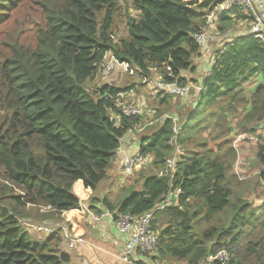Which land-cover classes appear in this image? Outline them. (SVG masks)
Listing matches in <instances>:
<instances>
[{"label": "trees", "instance_id": "obj_1", "mask_svg": "<svg viewBox=\"0 0 264 264\" xmlns=\"http://www.w3.org/2000/svg\"><path fill=\"white\" fill-rule=\"evenodd\" d=\"M130 1L139 14L128 18L129 36L114 41L118 0H0V26L26 8L40 17H31L36 25L32 42L23 40L22 31L0 42V264L71 262L60 248L61 229L40 233L41 238L33 236L29 224L54 225L43 221L80 209L78 186L95 192L128 130L149 123L142 119L146 113L127 117L119 106L123 93L139 90L135 83L94 90L90 83L98 80L110 54L128 63L141 81L156 74L171 80L170 66L180 83H187L181 74L196 68L200 53L193 35L205 25L203 10L219 0ZM225 23L236 22L223 17L224 31ZM257 75L264 79V43L253 34L228 42L200 78L204 89L198 106L183 119L176 173L146 176L140 189L129 188L115 204L103 199L108 209L143 214L170 191L182 190L178 205L157 211L152 221L162 260L200 264L224 250L230 255L227 264H264V204L253 207L244 197H234L236 149L229 119L237 113L230 97L237 99L238 89ZM168 98L159 94L157 107L144 98L153 107L148 116H164ZM226 98L228 106L219 109ZM251 98L253 107L239 132L254 133L250 124L264 121V85ZM150 122L144 130L152 125L156 131L142 133L139 146L160 169L174 152L172 121ZM258 158L264 160V147Z\"/></svg>", "mask_w": 264, "mask_h": 264}, {"label": "built area", "instance_id": "obj_2", "mask_svg": "<svg viewBox=\"0 0 264 264\" xmlns=\"http://www.w3.org/2000/svg\"><path fill=\"white\" fill-rule=\"evenodd\" d=\"M205 10V25L193 35L200 51L208 50L210 42L217 35L223 17H229L230 19L237 20L238 24L247 25L249 27L248 33L255 35L264 43V0H221ZM226 43V41L219 42L215 50L220 52L224 51ZM217 51L211 55V64H214L216 61ZM117 66L123 69L124 72L129 71V73L135 74L128 63L121 62L116 56L110 55L106 69L112 71ZM167 71V75L171 80L164 78L162 75H157L153 78L143 76V81L155 94H161V96H168L173 99L185 98L189 96L193 89H196L197 93L200 94L204 89L203 80L195 86L190 81L181 84L178 77L173 74L170 66L167 67ZM181 77L187 76L182 72ZM123 96L125 98L124 94ZM119 106L127 117L139 118L147 110V103L144 98L122 101L119 103ZM164 117V121L166 118L172 121L173 136L170 140V145L174 148V152L166 158L164 165L157 171V174L161 177H169L176 173L180 157L183 154L182 147L178 143V135L183 127V122L175 115H164ZM150 123L152 122L147 124L136 123L127 133H131L132 130L142 131ZM117 154L119 155V175L123 181L128 176L133 175L135 171L146 169L153 164V156L143 152L139 146L134 152H129L125 147L121 146ZM182 193L180 189L170 191L164 196V201L161 204L143 214L121 212L118 209L111 210L105 207L101 212L91 213V215L95 221L110 219L114 226H116L119 234L122 235L124 241L120 254L122 264H141L138 261L139 254L147 255V253H153L157 249L159 236L157 230L152 226L155 213L178 205ZM82 208L80 207V211H84L83 206ZM29 226L36 232L46 235L61 229L63 240L69 249H77L86 243V239L83 236L75 235L67 227L60 228L56 225H45L43 223H30ZM229 260V253L223 250L216 255H211L207 260L201 261L200 264H211L213 261H220L222 264H227Z\"/></svg>", "mask_w": 264, "mask_h": 264}, {"label": "rangeland", "instance_id": "obj_3", "mask_svg": "<svg viewBox=\"0 0 264 264\" xmlns=\"http://www.w3.org/2000/svg\"><path fill=\"white\" fill-rule=\"evenodd\" d=\"M119 1V11L114 19L113 27H112V38L114 41H118L122 38H126L129 36V30H128V18L129 17H136L139 14V11L135 10L130 0H118ZM220 1V0H219ZM218 1V2H219ZM204 13V20L206 19V10H203ZM34 15V18L32 20H39V15L34 10H31L30 8H26V10L15 12L11 18L2 24L0 26V42L4 40L8 34L15 33L16 31H22L23 32V40L27 43L32 42L34 33L36 31V25L31 20V17ZM231 20V19H230ZM230 23H225L223 28H225V31L221 28L222 27V21L220 22V27L217 31V35H215V39L212 40L209 44L207 51H200L199 55L195 58L196 68H193V70L184 71V73L187 75V81L192 82V84L195 86L199 79L202 78L205 73H207V69L211 63L210 60V54L213 53V47L214 45L221 42V41H227V40H234L238 34H242L243 32H237L238 30L241 31V29H246L247 25H243L242 28L239 27L237 24L230 28ZM241 28V29H240ZM113 55V54H110ZM109 55V56H110ZM109 56L106 58L105 62L102 65V73L97 81L90 83L91 89H96L97 86H103L109 83L118 84L120 86H126V85H132V83L136 84V87H139V90L136 91V93H123L125 95V101L127 100H133L134 98H145V96H150L152 93V90H150L149 86L145 84L143 81L139 79V76L136 74L129 75L127 72H122L120 68L117 66L115 70L108 71L106 69V65L108 63ZM157 73V72H156ZM155 73V74H156ZM154 74V75H155ZM156 74L155 76H157ZM141 78V77H140ZM118 82V83H117ZM259 85H264V79L261 77V75H257L254 77H251L246 83L241 86L239 90V94L237 95V99L230 97L231 105H234V107L237 109V113L235 115H231L229 117L231 121V127H232V142L233 147L236 149V158L233 159V175H235V181H234V197H244L246 200L251 202L253 207L259 206L264 204V177L262 175V172H264V160L260 161L258 158V153L261 151V148L264 146H261L264 144V121L260 122V124H254L251 123L248 129H256L254 133H246V132H239L240 122L244 120L246 115L249 113V111L253 107L252 102V93L258 87ZM143 93V94H142ZM144 96V97H143ZM196 97V91L193 89L191 93L189 94L188 98H168L166 102V107L162 109L166 114L165 115H175L178 116L181 120H183L184 116L193 108H196L198 106L197 101H195ZM240 97H243L240 99ZM246 98V100H245ZM185 99L186 103H183V100ZM245 100L244 103H241V101ZM228 98L222 100L220 103H218V108L220 109L223 104H227ZM195 103H197L195 105ZM216 105V106H217ZM228 106V104H227ZM153 108V107H152ZM148 107V109H152ZM161 110V109H160ZM164 116L156 117V118H150L148 114H146L142 119L145 121H154L153 125L157 123H163ZM215 123V120H213L211 123ZM161 123V125H162ZM152 125H149L146 130L144 131H137L132 130L131 134L135 136L136 140L138 141L143 135H150L154 131H156V128ZM158 130V129H157ZM260 137V138H259ZM214 145V144H213ZM183 150V149H182ZM116 161L113 163L109 170L110 176L107 179H104L102 182L104 185H109L112 181V179L115 176L116 171ZM159 170L158 167L152 165L146 169L143 170H137L134 172L133 175L128 176L123 182V186L118 187L117 192H122L124 195L125 192L130 188L133 189H140L142 187V183L144 181V178L148 175H153L157 173ZM118 181H122V177L119 175V172H117ZM0 180H2V176L0 175ZM3 181V180H2ZM109 196V195H108ZM107 196V197H108ZM121 199V198H120ZM27 220H30L32 222L37 221L34 218H27ZM41 222V221H40ZM114 231L117 234L118 230L116 226H114ZM119 234V232H118ZM158 249H156L153 253H147L149 255H156L159 257V260L162 261L160 264H186L185 261H178L174 259H169L167 261L162 260L158 254Z\"/></svg>", "mask_w": 264, "mask_h": 264}, {"label": "crops", "instance_id": "obj_4", "mask_svg": "<svg viewBox=\"0 0 264 264\" xmlns=\"http://www.w3.org/2000/svg\"><path fill=\"white\" fill-rule=\"evenodd\" d=\"M233 21H235L236 23L230 25V28L236 24L242 28L243 24L241 23L238 24L237 20H233ZM248 31H249L248 26L246 29L242 28L241 31L238 30L237 32H243V33L238 34L237 36L249 34ZM231 41L232 40H230L229 42ZM214 46L215 47H213V53L215 51L216 46H218V43L215 44ZM212 54H210V58ZM211 65L212 64L210 63L208 69H210ZM208 69L207 71H209ZM201 81L202 80L199 79L197 85ZM195 91L197 96V90L195 89ZM131 93L134 94L136 93V91L133 90L132 92H130V94ZM151 95H152L151 97H148L147 95L145 96V98L148 100V103L151 104L152 102L154 107L160 106L161 104L157 100H154L158 96V94L153 95L151 93ZM187 98L185 97V99ZM185 99L183 100V103H186ZM149 112L150 109H148L147 106V110L145 113L149 114ZM149 117H151V114L149 115ZM184 118H186V115L184 116ZM138 142L139 140L137 141L135 136H133L131 133H127L123 137L121 146L125 147L126 150L129 152H134L138 148ZM118 159H119V155L117 154L115 160L117 163L115 176L109 185L106 186L104 185L103 182H101L96 188L95 192L87 189L83 190L81 189L80 186H78L79 188L78 190L81 193V201H82L81 208L83 206L84 211H80V209L77 208L63 212L56 219L43 221L59 226L60 228L67 227L75 235H81L86 239V243L83 246L78 247L77 249H69L66 243L64 241L62 242L60 248L67 251L71 255V262L69 264H122L120 260V254L124 245L122 235L118 234V232L117 234L115 233L114 224L110 219L95 221L93 220L91 215V213L95 214L101 212L106 207L103 203V199L108 195H109L108 198L114 204L117 203V201H119L121 196L123 195L122 192H117L119 190L118 187L121 186L122 188L124 184L123 180L118 181V177H117V172H119ZM109 176L110 174L108 172V177ZM32 234L35 237L43 238L40 232H38V234L37 232L34 233L32 232ZM138 261L141 264L162 263V261L159 260V257H157L156 255H149V254L147 255L139 254Z\"/></svg>", "mask_w": 264, "mask_h": 264}, {"label": "clouds", "instance_id": "obj_5", "mask_svg": "<svg viewBox=\"0 0 264 264\" xmlns=\"http://www.w3.org/2000/svg\"><path fill=\"white\" fill-rule=\"evenodd\" d=\"M226 42L228 43V42H229V40H227ZM227 43H226V44H227ZM216 47H217V46H216ZM216 51H217V50H215V51H214V54L216 53ZM197 94H198V93H197ZM198 100H199V97H198ZM182 122L184 123V121H183V120H182ZM138 146H139V142H138ZM139 147H140V146H139ZM141 170H143V169H141Z\"/></svg>", "mask_w": 264, "mask_h": 264}, {"label": "water", "instance_id": "obj_6", "mask_svg": "<svg viewBox=\"0 0 264 264\" xmlns=\"http://www.w3.org/2000/svg\"><path fill=\"white\" fill-rule=\"evenodd\" d=\"M198 97H199V94H197V96L195 97V101H197L198 102ZM197 103H195V105H196Z\"/></svg>", "mask_w": 264, "mask_h": 264}]
</instances>
